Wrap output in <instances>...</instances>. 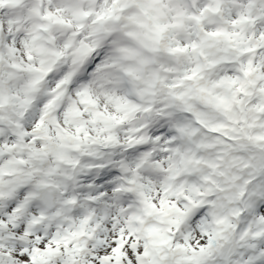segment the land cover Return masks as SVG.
Segmentation results:
<instances>
[{
    "label": "snow or ice",
    "instance_id": "1",
    "mask_svg": "<svg viewBox=\"0 0 264 264\" xmlns=\"http://www.w3.org/2000/svg\"><path fill=\"white\" fill-rule=\"evenodd\" d=\"M0 264H264V0H0Z\"/></svg>",
    "mask_w": 264,
    "mask_h": 264
}]
</instances>
